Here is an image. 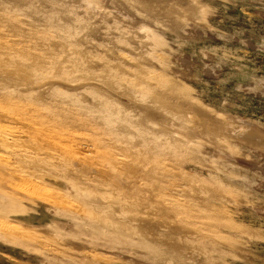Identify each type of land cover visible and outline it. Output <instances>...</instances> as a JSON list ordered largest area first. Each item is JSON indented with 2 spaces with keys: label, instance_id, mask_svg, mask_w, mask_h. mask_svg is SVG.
<instances>
[{
  "label": "rangeland",
  "instance_id": "rangeland-1",
  "mask_svg": "<svg viewBox=\"0 0 264 264\" xmlns=\"http://www.w3.org/2000/svg\"><path fill=\"white\" fill-rule=\"evenodd\" d=\"M0 264H264V0H0Z\"/></svg>",
  "mask_w": 264,
  "mask_h": 264
}]
</instances>
